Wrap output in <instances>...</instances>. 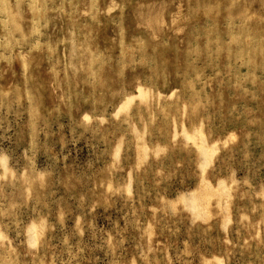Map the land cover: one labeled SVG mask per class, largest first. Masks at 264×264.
<instances>
[{"label":"rangeland","instance_id":"rangeland-1","mask_svg":"<svg viewBox=\"0 0 264 264\" xmlns=\"http://www.w3.org/2000/svg\"><path fill=\"white\" fill-rule=\"evenodd\" d=\"M0 264H264V0H0Z\"/></svg>","mask_w":264,"mask_h":264}]
</instances>
